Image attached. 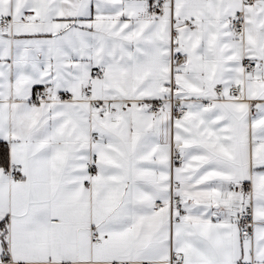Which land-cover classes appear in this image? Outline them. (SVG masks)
Here are the masks:
<instances>
[{
	"label": "snow or ice",
	"instance_id": "1",
	"mask_svg": "<svg viewBox=\"0 0 264 264\" xmlns=\"http://www.w3.org/2000/svg\"><path fill=\"white\" fill-rule=\"evenodd\" d=\"M0 264H264V0H0Z\"/></svg>",
	"mask_w": 264,
	"mask_h": 264
}]
</instances>
